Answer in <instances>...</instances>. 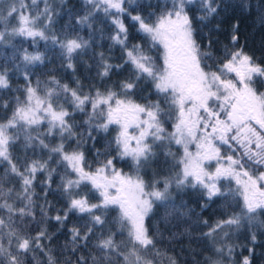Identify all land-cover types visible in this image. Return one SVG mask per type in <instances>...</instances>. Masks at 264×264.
<instances>
[{
	"label": "snow or ice",
	"instance_id": "6c2138e0",
	"mask_svg": "<svg viewBox=\"0 0 264 264\" xmlns=\"http://www.w3.org/2000/svg\"><path fill=\"white\" fill-rule=\"evenodd\" d=\"M83 2L84 14L57 31L50 0H0V45L13 49L0 64V90H11L12 73L25 81L11 102H0L10 109L0 118V264H157L158 258L178 264L163 257L146 224L157 203L174 199L173 189L197 193L202 211L223 201L221 218L200 221L211 252L204 264H237L232 241L241 234L251 246L238 264H253L256 247H264L258 240L264 236V90L257 87L264 85V64L240 44L239 21L217 51L211 33L223 20L207 36L202 27L227 11L224 0ZM239 6L248 7L243 0ZM260 8L264 22V0ZM100 14L108 33L101 28L99 38L111 41L109 53L118 47L119 62L91 52L92 64L85 65L95 77H86L85 86L74 61L91 51ZM85 27L88 39L79 34ZM16 37L34 50L14 44ZM41 41L59 49L60 68L72 73L75 86L55 69L33 81L34 69L51 62ZM121 73L123 79L108 83ZM77 114L84 119L77 122ZM101 133L105 142L97 148ZM19 143L23 158L13 153ZM157 149L167 174L145 179ZM59 233L66 240L54 249ZM118 235L125 239L118 242Z\"/></svg>",
	"mask_w": 264,
	"mask_h": 264
},
{
	"label": "trees",
	"instance_id": "16d2710c",
	"mask_svg": "<svg viewBox=\"0 0 264 264\" xmlns=\"http://www.w3.org/2000/svg\"><path fill=\"white\" fill-rule=\"evenodd\" d=\"M158 0H142V3L156 4ZM242 0H224V4L227 6V11H221L220 17L208 24L207 27H202V34L207 36L211 29H214L216 24L223 20L220 24V31L211 33V38L218 43L215 45L217 51L222 49V46L229 43L228 31L231 28L232 23L239 21L240 23V44L245 46V50L250 54L254 55L258 63L264 64V22L261 21V0H243L248 7H240ZM7 0H4L6 5ZM4 5H0L2 7ZM50 6L55 9L58 15L55 17V29L59 31L63 26L67 25L71 17H75L77 14H84L86 6L83 0H50ZM44 4L39 3V8L43 9ZM154 9L145 8V13L152 11ZM103 19L102 14L99 18L94 21V29L97 30V36L92 44L91 51L88 55L77 57L74 61L76 63V75L80 77L84 85L89 84V79L86 77H95V69H87L85 62L87 64H92L91 52L103 51L106 55L111 54L113 57V62H119L118 57L120 56V51L117 48H113L111 53H109V45L111 41L99 38V30L102 28L104 30L105 36L108 33V25L101 23ZM12 24L16 23V20L11 21ZM74 24V20H73ZM201 27L198 25V28ZM79 34L85 39L89 37V29L83 28ZM199 38V37H198ZM17 46H22L28 48L29 51H33L30 41L24 40L22 37H16L13 41ZM39 50L45 52L46 56L51 61L48 63L46 61V67H40L34 69V75L32 77L33 81L39 76L41 79L42 72H47L49 69H55L54 74L58 78L62 79L63 82L73 84V75L70 71L62 70L60 68L61 59L59 58V49L54 48L51 45L45 46L43 41L40 42ZM13 52L12 47L9 45H0V64L5 63V61L11 57ZM153 55L157 53L153 51ZM11 67V65H9ZM126 73H121L119 75L113 74L111 80L108 83H113L124 78ZM92 82L97 83L93 80ZM11 90L4 89L0 90V102L13 100V97L19 95L14 91V89L21 87L25 84L23 76L19 73H12L10 78ZM99 86V85H98ZM260 90H264V85L257 84ZM151 92L148 88L144 93H138L137 99H140L141 95L147 96ZM154 94L151 96L152 100H156ZM10 114V109L5 112L0 109V118ZM77 122L82 121L84 117L81 114L75 116ZM114 134V133H113ZM105 142L104 134L101 133L97 137V148H102ZM175 151L176 149L173 148ZM14 156L23 158L25 156V150L23 144H17L13 149ZM29 158H35L33 153L29 150L27 152ZM91 154H89V159H91ZM124 167L125 171H131L127 165H121ZM4 166L0 165V173H3ZM168 164L166 163V158L162 154L160 149H157L156 158L148 165L145 166L143 174L145 179H151L153 174L164 175L167 174ZM13 184L18 187V182L13 180ZM234 186V185H233ZM39 187L37 192H39ZM173 200L167 204L157 203L154 206L152 214L147 218L146 224L148 225L150 232L156 237L157 243L156 248L163 254V257L174 256L178 264H204V259L206 256L211 255L209 251L208 241L202 236V233L208 231V227L201 223L202 220H208L209 224L215 222L216 219L221 218L224 213L222 212L223 201L217 199L215 203L211 204L210 207L204 209L203 211L197 205L198 194L188 190L183 193H177L175 189L172 190ZM49 199H53L50 195ZM181 205H186L182 207ZM59 206V204L57 205ZM188 209H192L191 212ZM110 217L115 216L116 212L113 210L110 212ZM199 217V219H198ZM75 218H73L74 220ZM72 221L69 222L71 226ZM51 231H55V226H53ZM117 241L124 240L125 237L117 236ZM66 240V235L64 233L57 234L54 242L53 248L59 249ZM258 240L260 244L264 245V236H259ZM232 243L236 244L235 259L238 261L242 258V255H248L247 247L251 246L249 241L245 238L244 234L234 237ZM256 258L253 264H264V257L261 253L264 252V247L257 246L255 249ZM39 255V254H38ZM41 260L44 258L39 256ZM63 259V257H59ZM157 264H168L167 259L158 258Z\"/></svg>",
	"mask_w": 264,
	"mask_h": 264
}]
</instances>
